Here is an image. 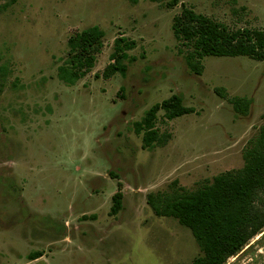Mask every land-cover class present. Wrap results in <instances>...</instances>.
<instances>
[{
	"label": "rangeland",
	"instance_id": "rangeland-1",
	"mask_svg": "<svg viewBox=\"0 0 264 264\" xmlns=\"http://www.w3.org/2000/svg\"><path fill=\"white\" fill-rule=\"evenodd\" d=\"M172 1L0 0V264H193L201 254L191 230L157 216L148 194L195 190L243 167L264 124V60L207 55L198 73L174 17L185 7L230 33L264 30V0ZM92 26L104 30L103 47L67 84L59 67L68 40ZM118 37L135 42V60H123L125 76L105 78ZM217 87L251 99L249 112ZM173 95L190 112L159 110L166 142L145 147L134 123ZM225 264H264V228Z\"/></svg>",
	"mask_w": 264,
	"mask_h": 264
},
{
	"label": "trees",
	"instance_id": "trees-1",
	"mask_svg": "<svg viewBox=\"0 0 264 264\" xmlns=\"http://www.w3.org/2000/svg\"><path fill=\"white\" fill-rule=\"evenodd\" d=\"M175 3L177 0L171 5ZM173 30L178 39L189 45L186 59L198 73L201 72L200 59L207 55L248 56L264 60V30L240 29L230 33L218 22L185 7L174 17ZM104 36L103 29L92 26L69 38L70 58L59 67V77L64 82L74 84L94 66V51L103 47ZM134 46L133 40L124 37L115 40V62L104 70L105 78L116 73L126 75L127 65L123 60H135L128 53ZM216 91L228 98L223 87H217ZM228 100L238 113L249 112L251 99L233 97ZM161 109L166 110L169 118L190 112L176 95L151 107L140 121L134 123L136 133L143 134L147 148L166 142L155 128L157 113ZM261 190H264V124L246 147L242 168L221 173L195 190L179 187L151 192L148 204L157 216L174 217L191 230L201 251L193 264H225L264 228V201L258 202ZM122 199V191L113 196L112 214L120 211ZM30 256L34 260L41 255Z\"/></svg>",
	"mask_w": 264,
	"mask_h": 264
}]
</instances>
